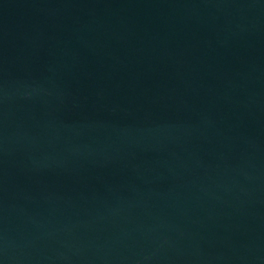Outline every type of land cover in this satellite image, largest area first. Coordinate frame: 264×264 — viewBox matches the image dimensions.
<instances>
[{"label":"water","instance_id":"1","mask_svg":"<svg viewBox=\"0 0 264 264\" xmlns=\"http://www.w3.org/2000/svg\"><path fill=\"white\" fill-rule=\"evenodd\" d=\"M0 264H264V0H0Z\"/></svg>","mask_w":264,"mask_h":264}]
</instances>
